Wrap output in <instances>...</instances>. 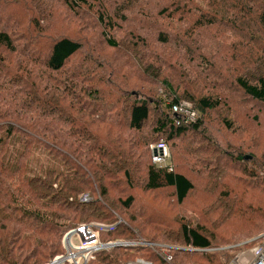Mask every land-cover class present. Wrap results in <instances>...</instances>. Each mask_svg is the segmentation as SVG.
Instances as JSON below:
<instances>
[{
	"label": "trees",
	"instance_id": "obj_1",
	"mask_svg": "<svg viewBox=\"0 0 264 264\" xmlns=\"http://www.w3.org/2000/svg\"><path fill=\"white\" fill-rule=\"evenodd\" d=\"M58 1L72 18L98 29L103 46L123 62L113 65L98 55L78 36L81 31L48 37L50 8L40 9V0H0V264H49L65 254V235L90 223L115 224L101 235L103 241L137 245L99 252L87 264H176L166 261L163 250L141 246L140 240L155 242L138 236L150 223L143 220L140 227L131 213L134 193L164 191L181 206L202 180L198 187L216 186L231 206L228 186L220 183L236 179L229 168L242 176L246 189L262 184L263 159L256 163L260 157L252 152L254 161L246 162L243 153L256 140L238 136L246 130L236 129L231 117L240 115L241 103L229 102H235L236 91L264 106V0ZM209 30H215L206 43L211 62L196 38ZM228 32L238 34L236 44ZM126 65L152 87L135 84ZM184 102L200 114L195 122L174 114L173 107ZM221 110L219 124L229 139L207 138V147L189 141L180 146L186 158L179 162L177 143L205 137L210 117ZM253 132L261 136L257 125ZM161 141L172 154L171 172L152 161L151 146ZM202 153L221 158L205 159ZM83 195L91 201L82 203ZM173 224L174 230L150 228L193 249L183 264H229L256 244L230 238L221 244L235 246L210 251L218 242L204 228L195 229L183 217Z\"/></svg>",
	"mask_w": 264,
	"mask_h": 264
},
{
	"label": "rangeland",
	"instance_id": "obj_2",
	"mask_svg": "<svg viewBox=\"0 0 264 264\" xmlns=\"http://www.w3.org/2000/svg\"><path fill=\"white\" fill-rule=\"evenodd\" d=\"M40 1H41V3L39 4L40 9H43V5H45V7L48 8V11L50 8L51 16L50 18H48L49 23L47 26L48 37H52L56 35V32L65 34L71 31L70 33L77 34L76 32L73 31H81L80 33L82 35H78V36L86 39L87 44H89L94 49V51L96 49L98 55H101L103 58L109 59L113 63V65H116V63H118L119 61L123 62L122 55L115 54L110 50H107L103 46V41L100 38L101 35H99L98 29H94V27L87 28L84 26V21L78 20L74 17L72 18L70 13L66 11L63 4H61L58 0H40ZM63 17L70 18L69 21L70 23L68 21H65L64 19H62L63 20L62 23L60 19ZM46 24L47 23H44V25ZM126 28H128L127 25H125V29ZM214 31L215 30L203 31L200 37L198 35L196 36V38H200L199 42L201 43V45L199 46V48L202 49V53L206 55V58L208 60L211 59V61H213V59L210 56V54H208L209 44H207L208 45L207 47L206 43L208 42V37L214 35ZM116 35L118 36L119 34L117 33ZM227 35L232 36L231 37L232 39L230 40L231 42L234 41L235 42L234 44L238 42L237 39V37H239L238 34L236 33L233 34L228 32ZM220 43L221 42L218 41V44ZM157 52L155 51V54L160 55L159 53H161V49L157 50ZM174 53L176 54L175 51ZM79 57L83 59L84 53L80 54ZM159 57L160 59L163 60V64L165 63L164 65L166 64L169 65V61H166L164 56H159ZM214 60H215L214 62L217 61L220 64V62L216 58H214ZM170 61L171 63L174 64L176 62V55H173ZM211 61L209 60V62ZM78 62L80 63L82 61H78ZM234 64H235L234 62H227L226 66L229 67V65H234ZM126 68L131 78L134 80L135 84L138 83L139 80H141V78H139L140 76L138 74V70H133L131 66L128 67L127 65ZM224 73H225L224 77H227L228 73L227 72ZM142 82L147 84V85L145 84V86L152 87L150 83H147L146 81H142ZM236 93L237 92L235 91V98L232 97V101L233 99H235V102H229V104H231V106L233 107L232 105L233 103L236 102L241 103L242 110L240 111V115H238L236 111L233 112V116L231 115L232 116L231 120L234 123L236 129L246 130V132L243 131L240 132L238 136L242 137L245 135L249 141L256 140V142H254L252 146V149L243 152L245 157L248 158L246 159V162L254 161L253 158L254 154L252 155V152L255 153L257 157H260L258 160H256V163H260V160L262 159L264 162V106H261L256 102H252L251 100L245 97L242 96L239 97L236 95ZM135 94H137V92ZM223 112L225 111L221 110V112L219 111V113L215 115L213 114V116L210 117L209 120H211L212 124L209 126L210 132L209 133L207 132V135H205V137H201L199 139H194V140L187 138L177 143L179 145V148H177L176 154H177V160H179V162H183V160L186 158L185 157L186 154L184 153V150H180V146L181 145L185 146L186 144H188L189 141H190L189 144L199 143L204 147H207L209 145L208 142L206 141L207 138L208 139L212 138L213 140L215 139L217 141L223 138H225L226 140L229 139L228 136H225L223 134V129H221V126L219 124L220 114ZM245 116H247L248 118L245 119L242 118ZM256 125L262 137L258 136L255 132H253ZM237 145L238 147L241 146V144L239 143H237L236 146ZM224 150H228L226 146ZM197 151L200 150L198 149ZM170 155L172 156L171 151H170ZM202 156H203L202 158L205 159L207 158L213 159L217 157L221 158L218 154H212V153H210V155H205L202 153ZM226 160H228V158ZM219 162L225 163L226 161L219 160ZM171 163H172V157H171ZM172 165L174 168L173 163ZM216 167H219L220 169L221 168L220 163ZM232 168H234V166H232ZM228 170L229 171L227 173L230 175L234 174L236 179L231 180L229 178H225L224 180L221 179L220 183H221V187H223L224 185L228 186L226 187L227 193L229 192L228 203H231V206L230 204H227V201L222 199L223 192L221 190L218 192V194L215 192L217 188L216 186L211 187L208 185L207 188L204 189L202 187H198L197 184V181L201 184L203 183V181L195 179L197 188L195 192L190 195L189 199L183 205L180 206L176 204L174 202V199L170 196L171 194L164 191L155 192V193H144L138 191L134 193L135 197L137 198V203L131 213L133 214V216L139 217L138 225L140 227L144 225L143 224L144 223L143 220H144L145 222L150 223V227H160V228L168 227L170 230H174L173 223L176 221H180L181 218L183 217L185 218V220L188 221V223L192 227H195V229H197V227L204 228L205 230L204 232H206L207 235H212L214 239L213 241L218 242L217 243L218 245H216L217 248L209 249L210 251H216V252L219 250L226 251V248L229 249L232 246H235V245L226 246L221 244V242L228 241L230 240V238L240 239L246 237L244 239H241L240 241H238L239 243H237L238 245L243 244L244 246L247 245L245 243L248 244L253 243L255 240L259 238H260L259 240L261 239L264 240V234H263L264 230H262L264 229V181L262 182L261 185H258L259 188L257 189H252V188L246 189L240 184L242 176L240 174H236L237 171L234 169L229 168ZM209 176L210 178L208 179H210V181L212 182L211 178L213 176L212 175ZM203 177H205V175H203ZM217 184L219 183L217 182ZM110 197L111 198L115 197L113 191H111ZM196 203L198 205L194 206ZM142 210L146 212L145 214L146 216L137 214V213H145ZM121 215L122 217H124V219L126 218L128 219L129 217V215H125L124 212H121ZM117 220L119 221L120 218ZM90 224H94V223H90ZM113 225L115 226V224ZM116 226L119 225L117 224ZM110 227L111 225H105V224H103L102 227H97V230L100 231V239L102 234L112 232L111 231L112 229L111 230L106 229ZM150 227L148 229L146 228L145 231L139 229L137 231L139 233L138 236L141 237V239L147 238L148 240H154L155 243H149V242H145L144 240H140L142 245L141 244L139 245L145 248H149L150 250L158 249L160 252L163 250L167 258L169 257L170 261L166 260L167 262L173 261L176 264H183V260L185 259L186 261V259L189 258L188 252L193 251L192 248L184 247L180 241L165 240L164 238H161L162 237L161 233L156 232L154 229ZM260 233H262L263 235H261ZM10 234L12 233L9 231L7 236H9V239H12L13 235ZM258 234H260L261 236L254 238ZM101 241L103 243H110L107 240L103 241L101 239ZM124 243H122V245L120 244L116 246L124 247L123 245ZM134 245H137V243H134ZM26 251H31V249L27 248ZM13 253L14 255H17L20 252H13ZM17 258L18 260L21 259V254L20 257ZM57 258L61 259L62 257L58 256ZM57 258H55L49 264H52L54 261H56ZM43 264L45 263L43 262Z\"/></svg>",
	"mask_w": 264,
	"mask_h": 264
},
{
	"label": "built area",
	"instance_id": "obj_3",
	"mask_svg": "<svg viewBox=\"0 0 264 264\" xmlns=\"http://www.w3.org/2000/svg\"><path fill=\"white\" fill-rule=\"evenodd\" d=\"M174 114H177L182 120L195 122L200 114L193 110L188 103H182L179 107H173ZM179 120L177 121V123ZM151 155L153 163L159 167L167 169L169 172L173 171L171 163L170 150L164 141L151 146ZM82 203L91 201L88 195H83L80 198ZM101 224H81L75 229L67 233L63 240L66 253L62 255L61 259L57 258V264H87L90 260H94L97 253L102 251H109L116 245H122L124 242L103 243L100 239V231L97 227H102ZM115 227V226H114ZM113 226L106 229H114ZM260 239V238H259ZM255 240L257 242L252 248L241 251L229 264H264V240ZM77 241V242H75ZM248 244V243H245ZM124 247L133 246L134 243H124ZM243 245V244H242ZM244 246V245H243ZM165 258L169 257L164 254ZM129 264H151L142 260Z\"/></svg>",
	"mask_w": 264,
	"mask_h": 264
},
{
	"label": "water",
	"instance_id": "obj_4",
	"mask_svg": "<svg viewBox=\"0 0 264 264\" xmlns=\"http://www.w3.org/2000/svg\"><path fill=\"white\" fill-rule=\"evenodd\" d=\"M245 159H248L247 157H245ZM52 264H57V262L56 261H54Z\"/></svg>",
	"mask_w": 264,
	"mask_h": 264
}]
</instances>
